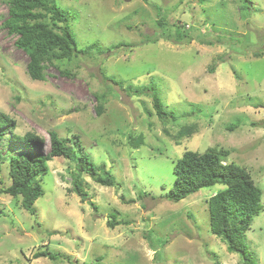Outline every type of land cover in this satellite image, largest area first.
I'll return each instance as SVG.
<instances>
[{"label":"rangeland","instance_id":"obj_1","mask_svg":"<svg viewBox=\"0 0 264 264\" xmlns=\"http://www.w3.org/2000/svg\"><path fill=\"white\" fill-rule=\"evenodd\" d=\"M8 1L0 0V117L16 120L17 135L43 138L35 154H49V133L57 132L104 164L119 185L101 186L77 163L54 158L36 215L21 197L0 196V264H243L210 228L206 201L226 186L179 203L165 196L186 151L225 149V162L245 167L262 189L264 206V0H56L72 13L79 49L97 48L49 67L44 82L30 79L29 57L3 27ZM178 29L192 40L147 42ZM120 43L128 46L115 48ZM151 85L175 119L157 117L153 91L144 90ZM185 126L196 129L178 139ZM140 134L144 144L134 149L129 136ZM29 151L5 136L0 188L11 185L9 157ZM77 174L87 201L73 191ZM112 214L127 225L110 228ZM246 236L264 264V210ZM43 251L60 259L33 258Z\"/></svg>","mask_w":264,"mask_h":264},{"label":"trees","instance_id":"obj_2","mask_svg":"<svg viewBox=\"0 0 264 264\" xmlns=\"http://www.w3.org/2000/svg\"><path fill=\"white\" fill-rule=\"evenodd\" d=\"M148 2L149 0H143ZM248 3L249 0H244ZM71 12L62 9L56 0H9L8 18L3 27L11 36L16 37L15 46L28 57L27 74L33 81H46V72L49 67L57 65V62L72 60L78 54H89L97 48L94 43L82 50L78 47L73 25L70 22ZM159 25H163L160 21ZM155 38L148 37V43L156 44L160 39L182 44L190 42L191 36L180 29L176 36L167 34ZM208 46L222 44V40H201ZM128 46L124 43L117 44L115 48ZM242 54H245L243 50ZM68 72H61L67 74ZM130 90L133 88L128 87ZM153 91L151 94L153 108L157 117L163 121L175 119L174 113L167 108L156 91L155 86L145 87L144 90ZM99 101V115L104 110ZM149 113V111H148ZM150 114V113H149ZM17 122L7 114L0 117V150L6 135L19 143L24 144L29 152L12 155L9 157L8 175L11 185L0 188V196L9 195L14 198L21 197L22 207L31 215H36L35 203L45 194L42 186L43 178L48 174V162L54 158H64L77 163L81 172L89 175L97 184L104 187H118L116 177L106 166L97 165L83 147L76 148L69 139L62 138L55 131L49 133L50 152L47 155L31 152L40 147L45 141L36 132H26L20 136L15 134ZM194 126H185L177 134L181 139L191 136L195 131ZM235 125L230 127L234 130ZM129 144L134 149H139L144 144V136H129ZM229 151L225 149L210 148L205 153L186 151L175 162L174 172L176 178L173 188L165 198L172 203H179L184 199L198 193L202 189L216 186H226L207 199L210 228L213 235L226 243L230 253L238 254L243 264H258L247 243V232L251 229L254 218L264 210L262 204V189L255 183L251 173L235 163H226L225 158ZM1 158V156H0ZM73 191L84 201L90 199L84 189L82 175L77 174L73 180ZM94 205V204H93ZM5 205L0 203V217L5 211ZM96 210L97 207L94 206ZM112 221L108 222L110 228L117 225H127L118 222L117 216L111 215ZM33 258H49L57 261L60 256L47 251L36 253Z\"/></svg>","mask_w":264,"mask_h":264}]
</instances>
